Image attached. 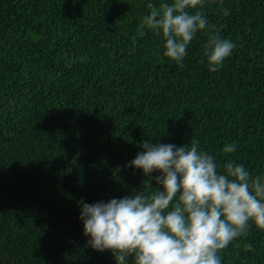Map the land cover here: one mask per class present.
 Listing matches in <instances>:
<instances>
[{
	"label": "trees",
	"instance_id": "obj_1",
	"mask_svg": "<svg viewBox=\"0 0 264 264\" xmlns=\"http://www.w3.org/2000/svg\"><path fill=\"white\" fill-rule=\"evenodd\" d=\"M162 2L0 0V264H117L88 246L78 202L153 191L128 166L146 140H198L219 171L264 177V0H205L235 45L216 72L204 31L182 67L164 56L162 33L142 26ZM219 255L264 264V230L250 224Z\"/></svg>",
	"mask_w": 264,
	"mask_h": 264
},
{
	"label": "clouds",
	"instance_id": "obj_2",
	"mask_svg": "<svg viewBox=\"0 0 264 264\" xmlns=\"http://www.w3.org/2000/svg\"><path fill=\"white\" fill-rule=\"evenodd\" d=\"M205 0H173L150 14L142 26L162 33L164 56L181 67L196 34L208 36L203 47L209 70L218 71L231 56L234 43L222 39L203 12ZM225 16L230 14L221 9ZM203 62V61H202ZM129 167L143 171L153 191H138L122 199L94 204L78 203L88 246L112 253L117 264H222L220 252L246 236L250 224L264 230V177H253L242 164L229 161L218 170L215 158L199 147L198 140L174 144L143 141ZM235 144L225 145V154ZM159 186H152V174ZM246 251H254L245 244Z\"/></svg>",
	"mask_w": 264,
	"mask_h": 264
}]
</instances>
